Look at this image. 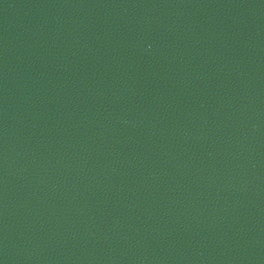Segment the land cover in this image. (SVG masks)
I'll use <instances>...</instances> for the list:
<instances>
[{"label": "water", "instance_id": "water-1", "mask_svg": "<svg viewBox=\"0 0 264 264\" xmlns=\"http://www.w3.org/2000/svg\"><path fill=\"white\" fill-rule=\"evenodd\" d=\"M0 264H264V0H0Z\"/></svg>", "mask_w": 264, "mask_h": 264}]
</instances>
